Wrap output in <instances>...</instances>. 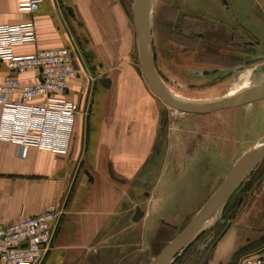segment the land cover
Instances as JSON below:
<instances>
[{
  "label": "crops",
  "instance_id": "crops-1",
  "mask_svg": "<svg viewBox=\"0 0 264 264\" xmlns=\"http://www.w3.org/2000/svg\"><path fill=\"white\" fill-rule=\"evenodd\" d=\"M27 21L35 23L36 40L15 46V52L69 47L79 71L69 81L67 96L82 107L66 151L40 146L22 151L18 142L0 137V221L11 223L57 203L64 212L41 264H149L167 246L149 255L159 230L174 228L177 212L185 209L178 207L174 193L163 192L159 180L145 192L146 202L124 207L130 186L153 157L160 110L130 57L133 28L122 0H40L32 13L21 9L18 0H0V24ZM7 74L0 69V79ZM104 76L111 79L109 88L99 81ZM36 78V72L20 74L24 84ZM1 117L0 105V122ZM241 189L245 197L220 237L182 264H241L264 251V159ZM137 207L142 216L135 221Z\"/></svg>",
  "mask_w": 264,
  "mask_h": 264
},
{
  "label": "rangeland",
  "instance_id": "rangeland-1",
  "mask_svg": "<svg viewBox=\"0 0 264 264\" xmlns=\"http://www.w3.org/2000/svg\"><path fill=\"white\" fill-rule=\"evenodd\" d=\"M122 2L133 28L130 57L143 75L134 0ZM130 42L128 36L127 44ZM152 53L162 81L176 100L205 104L237 96L264 81V2L154 0ZM156 98L160 110L158 141L145 173L130 186L124 207L146 202L145 192L152 191L159 180L163 192L174 193L178 207L185 210L177 212L180 216L174 228L159 230L149 255L175 238L198 213L194 209L208 201L240 158L264 140V99L196 114L170 107L158 95ZM244 197L241 189L229 200ZM225 207L209 219L214 220L211 228L200 230L204 232L187 258H195L225 229L233 212Z\"/></svg>",
  "mask_w": 264,
  "mask_h": 264
},
{
  "label": "built area",
  "instance_id": "built-area-1",
  "mask_svg": "<svg viewBox=\"0 0 264 264\" xmlns=\"http://www.w3.org/2000/svg\"><path fill=\"white\" fill-rule=\"evenodd\" d=\"M21 9L35 12L40 0H18ZM33 21L0 24V79L2 117L0 137L18 142L22 151L40 146L66 151L75 115L81 103L67 96L69 81L78 75L69 47L43 48L20 55L17 45L36 40ZM36 72L33 83H22L20 74ZM63 206L52 203L41 213L21 216L11 223L0 221V264H41L52 249ZM241 264H264V251L246 256Z\"/></svg>",
  "mask_w": 264,
  "mask_h": 264
},
{
  "label": "water",
  "instance_id": "water-1",
  "mask_svg": "<svg viewBox=\"0 0 264 264\" xmlns=\"http://www.w3.org/2000/svg\"><path fill=\"white\" fill-rule=\"evenodd\" d=\"M133 13L142 71L151 90L161 97L170 107L187 113L210 114L223 109L234 108L259 99H264V81H262L248 92L231 99H224L205 104H195L176 100L166 88L155 65L152 53V20H150L148 24L146 23L148 15L151 16L152 14L149 0H134ZM99 81L105 88L111 86V79L107 76L100 78ZM263 159L264 144L260 148L252 150L242 156L234 168L229 172L221 186L202 206L192 221L174 239H172L149 264H172L176 257L204 232H200V230L205 222L220 208L225 207L244 179ZM141 216V208L137 207L133 219L138 221ZM220 218L221 214L218 215L216 221Z\"/></svg>",
  "mask_w": 264,
  "mask_h": 264
},
{
  "label": "bare ground",
  "instance_id": "bare-ground-1",
  "mask_svg": "<svg viewBox=\"0 0 264 264\" xmlns=\"http://www.w3.org/2000/svg\"><path fill=\"white\" fill-rule=\"evenodd\" d=\"M149 4H150V8H151V10H152V14H151V16L150 15H148V17H147V21H146V23L148 24L149 22H150V20H152V16H153V7H154V0H149ZM256 87V86H255ZM254 88V87H253ZM252 89V88H251ZM251 89H249V90H251ZM249 90H247V91H245V92H248ZM245 92H243V93H241V94H244ZM241 94H239V95H237V96H240ZM237 96H234V97H232V98H235V97H237ZM231 99V98H230ZM176 109V108H175ZM264 144V140H262L261 142H259L252 150H256V149H258V148H260L262 145ZM251 150V151H252ZM222 210V208H220L217 212H219V211H221ZM213 216V215H212ZM211 216V217H212ZM210 217V218H211ZM209 218V219H210ZM207 220L206 222H205V224L203 225V227H202V229L201 230H203V229H205V228H210L212 225H213V223H214V220Z\"/></svg>",
  "mask_w": 264,
  "mask_h": 264
},
{
  "label": "trees",
  "instance_id": "trees-1",
  "mask_svg": "<svg viewBox=\"0 0 264 264\" xmlns=\"http://www.w3.org/2000/svg\"><path fill=\"white\" fill-rule=\"evenodd\" d=\"M239 204H240V201L239 200H237V201H233V199L232 200H229L228 201V203H227V205H226V207H225V210L227 209V211H229V209H232L233 211L234 210H236L238 207H239ZM224 231V230H223ZM222 231V232H223ZM222 234V233H221ZM220 234V235H221ZM220 235L218 236V237H220ZM217 237V238H218ZM217 238H215V240L217 239ZM214 240V241H215ZM191 247L192 246H190L181 256H179V257H177V259L175 260V262H174V264H182V263H184V260L185 259H187V255L189 254V252L191 251L190 249H191ZM187 256V257H186ZM183 258V260H181ZM181 260V261H180Z\"/></svg>",
  "mask_w": 264,
  "mask_h": 264
}]
</instances>
